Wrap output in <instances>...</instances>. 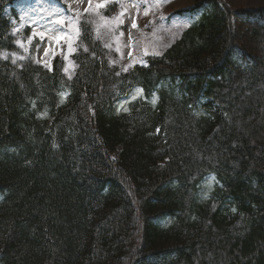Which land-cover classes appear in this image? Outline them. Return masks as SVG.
<instances>
[{
  "label": "trees",
  "instance_id": "16d2710c",
  "mask_svg": "<svg viewBox=\"0 0 264 264\" xmlns=\"http://www.w3.org/2000/svg\"><path fill=\"white\" fill-rule=\"evenodd\" d=\"M17 1L0 0V264H264V8L196 0L149 67L119 78L96 44L70 82L6 59Z\"/></svg>",
  "mask_w": 264,
  "mask_h": 264
},
{
  "label": "rangeland",
  "instance_id": "374dc122",
  "mask_svg": "<svg viewBox=\"0 0 264 264\" xmlns=\"http://www.w3.org/2000/svg\"><path fill=\"white\" fill-rule=\"evenodd\" d=\"M108 1L113 0L20 2L18 8L21 12V25L16 24L15 34L21 26L22 30L30 27L31 34L28 36L18 32L20 36L15 43L16 48L9 52L6 59L10 58L15 64H20L27 59L32 42L36 44L39 62L46 67L56 63L66 80H72L73 75L81 72L82 65L76 68L71 54L77 49L78 29L83 26L91 36L96 37L101 49L110 58V68L122 78L137 66L146 64L147 57L164 54L188 24L187 18L177 12L196 4V0H116V12L106 16L104 5ZM223 1L231 9L239 11L264 8V0ZM53 20H63L64 23L51 25L50 30L49 25ZM133 23L136 27H133ZM41 34L43 40L40 39ZM117 156L118 152L114 157Z\"/></svg>",
  "mask_w": 264,
  "mask_h": 264
},
{
  "label": "snow or ice",
  "instance_id": "6c2138e0",
  "mask_svg": "<svg viewBox=\"0 0 264 264\" xmlns=\"http://www.w3.org/2000/svg\"><path fill=\"white\" fill-rule=\"evenodd\" d=\"M44 2L46 3V0H44ZM51 7V6H50ZM51 14V13H50ZM41 18H43V17H41ZM35 21L33 20V23H34ZM56 23H60L61 25L64 23V21L63 20H60V21H56V20H53V21H51L50 22V25H49V27H50V30H51V25H54V24H56ZM29 26H31V25H29ZM133 27H136V25H135V23H133ZM33 35H36V33H34ZM40 39L41 40H43L44 39V36L41 34L40 35ZM47 54V53H46ZM139 91V90H138ZM133 98H135V97H133Z\"/></svg>",
  "mask_w": 264,
  "mask_h": 264
}]
</instances>
